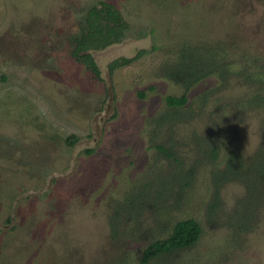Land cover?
Here are the masks:
<instances>
[{
    "label": "rangeland",
    "instance_id": "1",
    "mask_svg": "<svg viewBox=\"0 0 264 264\" xmlns=\"http://www.w3.org/2000/svg\"><path fill=\"white\" fill-rule=\"evenodd\" d=\"M98 1L0 0V264H264V0H105L129 28L100 76L74 39ZM213 55L170 106L167 67ZM189 217L196 245L142 260Z\"/></svg>",
    "mask_w": 264,
    "mask_h": 264
},
{
    "label": "trees",
    "instance_id": "2",
    "mask_svg": "<svg viewBox=\"0 0 264 264\" xmlns=\"http://www.w3.org/2000/svg\"><path fill=\"white\" fill-rule=\"evenodd\" d=\"M128 28L129 25L123 14L116 9L113 3L105 0L98 1L90 5L80 19L79 29L74 34V39L78 44L76 52L100 76L101 70L91 49H98L121 41L128 34ZM132 60H134V57L122 56L111 63V69L114 71L119 65L128 64ZM220 67L221 62L216 55L206 58L191 57L167 67L166 74L181 83L186 90L181 96L168 95L167 103L170 106L185 104L188 99L187 93L191 87L199 80L217 72ZM250 171V176L254 180L249 183L248 187L250 195L254 199L260 182L256 179H264V136ZM116 217L117 213H114L111 218L113 232H117L120 227L117 224ZM202 233V225L196 218L180 219L175 223L172 232L168 236L152 241L144 249L142 260L146 263L162 254L190 248L196 245Z\"/></svg>",
    "mask_w": 264,
    "mask_h": 264
}]
</instances>
